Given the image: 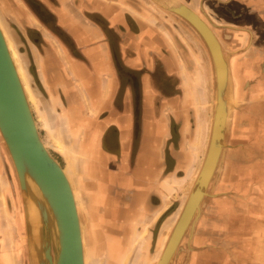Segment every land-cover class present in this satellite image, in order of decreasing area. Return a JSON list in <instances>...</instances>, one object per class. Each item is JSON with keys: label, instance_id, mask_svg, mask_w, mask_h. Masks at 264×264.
Listing matches in <instances>:
<instances>
[{"label": "crops", "instance_id": "0c3cea01", "mask_svg": "<svg viewBox=\"0 0 264 264\" xmlns=\"http://www.w3.org/2000/svg\"><path fill=\"white\" fill-rule=\"evenodd\" d=\"M177 1L197 11L215 32L229 57L240 109L231 139L235 150L226 153L227 160L210 185H221L223 191L217 187L215 198L205 199L203 213L191 224L171 264H258L259 259L264 261V178L255 169L264 167V149L258 148L264 145V128L256 123L263 118L254 107L264 97V28L260 25L264 0ZM50 8L83 50L84 59H73L70 69L82 83L86 102L94 104L87 111L93 126L85 131L79 152L85 168L79 175L78 169L64 167L75 185L79 213L82 209L84 215L90 214L101 204L111 209L128 206L137 236L141 234L149 247L152 229L178 204L159 227L163 249L210 145L216 87L210 51L188 21L156 0H59ZM169 76H176L170 81L176 89L167 97L158 88ZM134 104H140L139 133ZM173 124L178 131L176 143L171 140ZM166 150L173 158L171 164ZM114 159L123 174L120 185L116 184L122 192L116 195L105 177ZM126 168L134 173H126ZM188 180L191 186L184 200L181 187ZM129 185L135 188L128 190ZM226 195L237 198L236 202H215ZM211 203L217 210L209 212ZM22 210L0 153V264L25 262L28 241L20 235L24 218L18 214ZM108 215L115 219L113 210ZM84 230L88 235L89 229Z\"/></svg>", "mask_w": 264, "mask_h": 264}, {"label": "rangeland", "instance_id": "374dc122", "mask_svg": "<svg viewBox=\"0 0 264 264\" xmlns=\"http://www.w3.org/2000/svg\"><path fill=\"white\" fill-rule=\"evenodd\" d=\"M58 2L59 0H0V23L8 41L12 45L13 51L17 53L15 60L20 69V75L28 92L31 107L44 143L50 153L63 167L68 170L76 168L80 175L81 170L85 168V159L79 152L81 150V144H83L86 137L85 131L93 126L94 119L89 117V113L92 111L91 107L94 104L86 102L87 97L82 83L74 76L70 69V62L73 59L80 60L84 59L85 56L75 39L58 24V17L50 8V4L53 5ZM92 19L96 21L95 23L99 21L95 16H92ZM260 25L264 28V23ZM42 69L45 73L44 77H42ZM175 79L176 76H169L159 86V94L167 97L174 95L176 88L175 85H171L170 81H174ZM234 95L236 108L233 110L228 154L235 150V148H232L231 139L233 131L236 128V114L240 109L238 105L240 98L236 88ZM258 101L260 104L259 106H255L254 109L259 111L263 119H257L256 123L264 128V97L258 98ZM241 105L243 107V104ZM139 108L140 104H137V106L134 104L137 133L140 132ZM156 118H160V116L157 114ZM177 138L178 131L176 125L173 124L171 140L176 143L178 141ZM261 145L258 148L264 149V145ZM166 151V157L171 164L173 158L169 151ZM133 153H135V150ZM229 157L232 158V156ZM130 167H132V164ZM170 167L169 165L168 169ZM119 170V161L117 159L110 160L108 174L105 177L108 179L107 183H109L107 187L112 191L113 194L110 193L112 195H116L119 190L122 192V189L116 188L120 180H123V178H120L123 177V174L120 175ZM125 171L126 173H134V170H131V168H126ZM236 172L240 173V171ZM237 173L234 174L236 178ZM256 174L259 178H264V167H258ZM228 175H230L229 172ZM83 184L88 186L85 183ZM17 186H15L16 198L19 204L22 205L20 190ZM190 186L191 183L188 180L181 187L180 194L184 200L186 199ZM220 186L215 185L211 193L216 194L213 189ZM7 188L9 193L11 191L10 184ZM134 188V185L133 187L129 185L128 190H133ZM79 189L81 191L80 193H83L84 197L89 200V195L84 186L79 185ZM221 191H223L222 187L218 189V192ZM215 196L208 195L205 199L209 197L214 199ZM236 199L232 195H226L216 198L215 202L223 204L228 201L236 202ZM79 202L81 206H84L81 199ZM105 205L101 204L98 208L92 207L94 211L87 215H84V211L80 209L83 231L84 228L89 229L88 235H86V230L84 231V238H86L87 245L86 249L89 252V256L86 258V264H156L157 256L162 251L160 248V236L162 233L159 227H161L164 219L175 212L178 204L171 206L167 213L161 216L154 229H152L149 236L151 240L149 247L144 246V240L143 236H140L141 234L139 237L137 236L139 232L134 230L132 226L133 215L128 213V206L118 205L111 209V205L110 208L108 205L105 207ZM209 207H211L209 208V212L217 210L215 203H211ZM112 210L115 215V219L113 220L108 215ZM18 214L22 219V211ZM99 217H104V219H100ZM93 225L95 226L93 227ZM187 231L183 239L186 238ZM21 234L25 236L24 225ZM183 239L180 246L182 245ZM262 251L264 252V248ZM24 257L25 261L27 256L24 254ZM243 263L248 264L246 261H243ZM258 264H264V261L261 262L259 259Z\"/></svg>", "mask_w": 264, "mask_h": 264}, {"label": "water", "instance_id": "95a60500", "mask_svg": "<svg viewBox=\"0 0 264 264\" xmlns=\"http://www.w3.org/2000/svg\"><path fill=\"white\" fill-rule=\"evenodd\" d=\"M156 1L184 18L197 30L210 51L216 76L210 145L178 222L170 233L166 250L172 240L173 243L165 264H171L186 233L184 229L191 212L199 207L201 210V206H204L205 195L202 192L205 194L208 189L219 164L220 154L222 153L223 161L228 151L235 105L231 99L229 57L225 55L210 25L194 10L177 0ZM36 123L0 29V153L13 191H16V185L21 191L28 241L25 264H84L83 228L74 195L75 185L48 150ZM200 210L194 223L202 212ZM48 220L54 228L52 240L46 234ZM36 241L40 245L38 259L35 258L34 250Z\"/></svg>", "mask_w": 264, "mask_h": 264}, {"label": "bare ground", "instance_id": "6f19581e", "mask_svg": "<svg viewBox=\"0 0 264 264\" xmlns=\"http://www.w3.org/2000/svg\"><path fill=\"white\" fill-rule=\"evenodd\" d=\"M197 12V11H196ZM0 29H1V31H2V33H3V35H4V37H5V39H6V42H7V46H8V49H9V51H10V54H11V57H12V59H13V61H14V64H15V66H16V69H17V72H18V75H19V77H20V80H21V82H22V85H23V89H24V91H25V94H26V97H27V99H28V102H29V104H30V106H31V103H30V100H29V95H28V92L26 91V88H25V86H24V84H23V81H22V77H21V75H20V69L18 68V66H17V63H16V60H15V55L17 54L16 53V51H13V48H12V45L10 44V42L8 41V38L6 37V34H5V32H4V30H3V28H2V25H1V23H0ZM15 53V54H14ZM234 90H235V87L234 86H232V93H231V99H232V102L234 103V109L236 108V104H235V101H236V99H235V95H234ZM31 109H32V107H31ZM37 124V123H36ZM37 127H38V124H37ZM230 145V144H229ZM222 153L220 154V157L218 158V163L219 164H217V167H216V169H215V172H214V176H212V179H211V181H210V183H209V186L211 185V182H212V180L216 177V174H217V170H218V167L220 166V163L222 162ZM225 159H226V156H225ZM224 159V160H225ZM64 168V167H63ZM223 170V169H222ZM256 170V169H255ZM64 171L66 172V170L64 169ZM66 174H67V172H66ZM68 175V174H67ZM219 177V176H218ZM68 178H69V176H68ZM70 179V178H69ZM71 181V180H70ZM72 183V182H71ZM209 186H208V188H209ZM211 189V191H212V188H210ZM205 191V190H204ZM20 192V191H19ZM209 192V190L207 189V191L205 192V194H203V192H202V195H205V197L206 196H208V195H211V196H214V195H216V194H214L213 192V194L212 193H208ZM74 195H75V193H74ZM20 197H21V193H20ZM75 198H76V196H75ZM32 199V198H31ZM21 202H22V199H21ZM47 202V201H46ZM76 203H77V200H76ZM203 204V203H202ZM77 209H78V205H77ZM203 208H202V206H201V210H202ZM199 210H200V207L197 209V210H195V211H192L191 212V215H190V219H189V221H188V224L186 225V227H185V229H184V233L188 230V228L190 229L191 227V224L194 222V220L196 219V216L199 214L198 212H199ZM201 210H200V212H201ZM50 211V210H49ZM22 213H23V218H24V230H25V236H24V238L27 240V234H26V219H25V215H24V212H23V210H22ZM78 213H79V209H78ZM201 215V214H200ZM200 215L198 216V218H197V220L199 219V217H200ZM79 216H80V213H79ZM44 217H46L45 215H44ZM177 222H178V220H177ZM176 222V223H177ZM48 223H49V225H48V227H47V232H46V234H47V238L48 239H53L54 238V228H53V226L51 225V223L49 222V220H48ZM176 225V224H175ZM180 225H182V223L180 224ZM175 227V226H174ZM179 229V226H178V228H177V230ZM195 229H196V227H195ZM85 231V230H84ZM84 231L82 230V241H83V250H84V264H86V258H87V256H89V252H88V249H86V246H85V239L86 238H84L85 237V235H84ZM172 232V231H171ZM176 237V235L173 237V239ZM169 238H170V235H168V240H167V242H166V245L164 246V248L162 249V252H161V254H160V256L158 257V259H157V263L156 264H165L166 263V260H167V258L169 257V254H170V249H171V245H172V243H173V240H172V242H171V244L169 245V247L167 248V250H166V246H167V244H168V241H169ZM180 246V245H179ZM179 246H178V248H179ZM34 250H35V258H37L38 259V257H40V245H39V243L36 241L35 242V245H34ZM166 250V251H165ZM178 250L179 249H177V252H178ZM164 251H165V253H164ZM176 252V253H177ZM32 260V259H31Z\"/></svg>", "mask_w": 264, "mask_h": 264}]
</instances>
